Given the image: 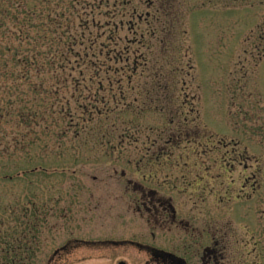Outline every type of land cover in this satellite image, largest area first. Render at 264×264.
<instances>
[{
	"label": "rangeland",
	"instance_id": "374dc122",
	"mask_svg": "<svg viewBox=\"0 0 264 264\" xmlns=\"http://www.w3.org/2000/svg\"><path fill=\"white\" fill-rule=\"evenodd\" d=\"M123 1L101 115L28 151L0 122V264H264V0Z\"/></svg>",
	"mask_w": 264,
	"mask_h": 264
},
{
	"label": "trees",
	"instance_id": "16d2710c",
	"mask_svg": "<svg viewBox=\"0 0 264 264\" xmlns=\"http://www.w3.org/2000/svg\"><path fill=\"white\" fill-rule=\"evenodd\" d=\"M109 1L0 0V122L16 123L7 148L28 151L49 134L63 137L66 117L69 125L77 120L75 116L91 122L102 113L98 104L107 108V103H99L103 97L92 93L95 84L101 90L114 82L105 77L95 80L100 74L108 76L110 56L115 54L110 44L119 34L97 32L110 27ZM120 26H125L123 15L115 30ZM115 43L118 53L113 60L119 65L115 83L121 85L129 59L126 49ZM82 85L88 87L80 90ZM79 99L82 113L69 103L64 112V101Z\"/></svg>",
	"mask_w": 264,
	"mask_h": 264
},
{
	"label": "flooded vegetation",
	"instance_id": "af4514ba",
	"mask_svg": "<svg viewBox=\"0 0 264 264\" xmlns=\"http://www.w3.org/2000/svg\"><path fill=\"white\" fill-rule=\"evenodd\" d=\"M171 187V186H170ZM153 193V196H150V197H153L154 199H156L160 204H162V206L164 207V208H166L165 207V204L168 206V209H169V207L171 208V206H170V204H168L169 203V201L165 198V199H163V198H160V197H157V194L158 193H156L155 191H152ZM164 204V205H163ZM167 209V208H166ZM173 213H174V216L172 217V225H176L177 224V216L179 217V214H178V212H175V210L173 211ZM180 224H182L183 225V223H182V221L181 222H179ZM184 226L187 228L189 225L188 224H186V223H184ZM190 230V229H189ZM194 230V229H193ZM195 231L196 230H194L193 231V235L192 236H194L195 237ZM192 241V240H191ZM191 241H190V243H191ZM147 248V247H146ZM149 254H150V257H151V261H152V263L153 264H180V262H185L184 264H187L186 263V261L184 260V259H182V258H180V257H178L177 255H175V254H170V255H168V254H165L164 252L165 251H163V250H157V249H153V248H147V250H146ZM208 252H209V250H207L206 251V254H205V256H207V254H208ZM210 253H211V251H210ZM180 261V262H179Z\"/></svg>",
	"mask_w": 264,
	"mask_h": 264
},
{
	"label": "water",
	"instance_id": "95a60500",
	"mask_svg": "<svg viewBox=\"0 0 264 264\" xmlns=\"http://www.w3.org/2000/svg\"><path fill=\"white\" fill-rule=\"evenodd\" d=\"M123 264V263H122Z\"/></svg>",
	"mask_w": 264,
	"mask_h": 264
}]
</instances>
